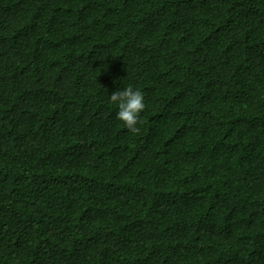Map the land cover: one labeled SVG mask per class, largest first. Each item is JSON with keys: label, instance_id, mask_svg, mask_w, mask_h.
Segmentation results:
<instances>
[{"label": "trees", "instance_id": "1", "mask_svg": "<svg viewBox=\"0 0 264 264\" xmlns=\"http://www.w3.org/2000/svg\"><path fill=\"white\" fill-rule=\"evenodd\" d=\"M0 264H264V0H0Z\"/></svg>", "mask_w": 264, "mask_h": 264}, {"label": "clouds", "instance_id": "2", "mask_svg": "<svg viewBox=\"0 0 264 264\" xmlns=\"http://www.w3.org/2000/svg\"><path fill=\"white\" fill-rule=\"evenodd\" d=\"M110 102L117 107L116 118L130 133H138L142 113L146 108L144 93L132 85L118 88L109 95Z\"/></svg>", "mask_w": 264, "mask_h": 264}]
</instances>
